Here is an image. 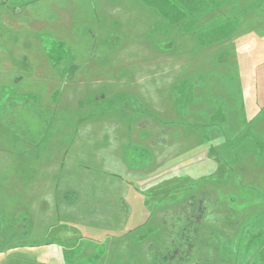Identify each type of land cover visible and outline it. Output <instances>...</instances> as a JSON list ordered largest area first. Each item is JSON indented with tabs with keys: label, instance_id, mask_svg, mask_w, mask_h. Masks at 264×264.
I'll return each instance as SVG.
<instances>
[{
	"label": "crops",
	"instance_id": "crops-1",
	"mask_svg": "<svg viewBox=\"0 0 264 264\" xmlns=\"http://www.w3.org/2000/svg\"><path fill=\"white\" fill-rule=\"evenodd\" d=\"M241 1L183 0L182 2L178 1L181 4L178 10L176 0H171L173 9L169 4L166 17L161 12L158 3H152L150 6L143 3L142 0H0V39L5 37L4 32L6 30L39 32L37 42L40 55L39 62L45 63V65L40 64L38 70L36 67L35 72H33L31 58L24 50L27 46L25 42L24 45H20L19 49L10 48L11 55L0 56V74L2 71L5 73L13 71L14 75L11 82L16 84L14 89L11 88L4 92L6 96L0 95V106L12 111L14 118H19L20 113L25 112L26 109L33 112L35 107L38 108L37 105L38 103L41 104V101L35 96L37 92L22 86L23 80L31 73V76L34 77L57 80L59 86L66 88L60 93H51L44 98L49 101L51 108L48 109L49 118L58 114L57 110L61 103H72L73 108L77 106L81 108V110H74L78 112L76 113L78 116L77 120L74 116L76 124L73 126L72 136H56L54 138L56 145L48 147L51 157L59 156L61 159L58 161L60 164L56 170L60 176L55 177L56 185L50 189L62 190V185L65 182L64 175L68 173L67 170H64L65 166L62 165L65 163L63 162L64 154L66 158L85 160L82 163L86 167L90 163L95 164L93 173H90L87 168L86 175L81 176L80 179L74 178L73 174L76 170L73 169L74 167L72 168L71 183L75 189L81 182L107 186L103 178L94 177L95 174H99V170L96 169L97 165L100 166L104 162L102 167L105 169L107 167L112 169L113 165L115 171L125 175H141L146 169H155L154 160L161 153L170 152L172 154L171 144L178 139L179 145L184 146L185 152H188L193 160L201 158L198 161L200 170L204 169L202 166L203 154L205 152L208 154L211 149V152L214 151L217 154V158L218 154H221V159H225V165L229 167V171L231 170L232 180L236 185L239 183L242 187L250 190L264 191V183L259 181L264 179L261 176L264 175V153L263 157L257 153L260 151L257 148L264 146V118L262 116L257 117L249 123L238 125L236 117V114L244 113L254 105L259 108V111H263L264 107L260 108L262 101L257 99L254 93L253 98L255 100L247 96L243 106L238 108L235 105L236 101L230 97L228 107L225 104L226 97H223L222 90L212 86V83L216 85L219 79H230L236 83L242 78L246 82L247 88L252 73L240 71L242 68L248 69L249 54H246L245 50L250 52L255 47H264V39H258L264 36V2L255 6L257 0H252L249 6H243ZM144 2L149 3L147 0ZM123 5L130 7L131 18H129V13L122 12L120 14L121 10H125ZM14 6L16 8L11 10V7ZM174 9L179 12L171 15ZM138 14L145 16L146 22L143 21V18H137ZM227 14L237 19L233 28L236 32L235 38L229 43L231 48L224 50L218 46L222 44L218 43H212L209 47L203 46L204 44L198 41L194 34L198 30L197 26L206 18L215 16L219 19L216 21L217 27L214 28L220 30L224 28L225 18L223 19V16ZM176 15L183 17L176 18L174 17ZM194 15L207 17H203L198 22V20L193 19ZM143 30L146 33L142 32ZM183 30L186 31L185 35L178 34L177 38L184 44L179 45L180 41L173 39L172 32ZM49 39L56 41L63 48L67 47L69 53L67 58L47 54L46 48ZM223 46L225 47L226 44ZM181 53L189 57L188 62L191 64L187 65L186 69L188 70H179L184 64H187L186 62L178 63V55ZM149 62L152 63V67L148 70L153 72L147 71V63ZM164 62L172 63V67L166 69ZM158 63L162 64L163 70L159 69ZM195 63L205 65L201 66L200 71H197L198 68ZM130 64L134 65L131 66ZM154 64L157 66L155 67ZM206 64L213 65L209 69ZM138 65L142 67V70L138 69ZM156 71H164L162 73L165 76L161 83H155L158 88L166 91L172 90L179 84V80H183V83L179 84V91L184 97H187L190 92L194 95H200L202 104L199 102L194 107L195 114L184 113L183 120L186 123L173 122L175 115L172 112L176 108L167 104L169 120L165 121L167 125H161L160 115L157 112L166 109L165 106L159 102L158 105H161L159 108L153 101L145 99L141 89L155 78L158 74L154 73ZM133 72L135 73L131 74ZM173 72H178V74L174 75ZM204 76L206 84L200 81ZM129 77L134 80L133 84L138 86L137 88L141 92L139 95L144 102L137 95L130 102V96L126 90L117 89V86L123 87L125 83L128 85L127 79ZM252 79L254 80V77ZM148 94L154 95V91L152 90ZM34 100H37L38 103H34ZM210 100H213V103ZM42 102L45 101L42 100ZM142 106L145 111L151 113L145 115ZM192 108L190 105L187 107V111L193 113ZM82 110L84 114L80 112ZM226 110H230V113ZM14 111L17 113L15 114ZM10 116L11 114H8L7 118ZM64 116L65 113H62V117ZM224 120L226 123L222 125L210 124V126L222 127L221 130L207 127L209 121L223 122ZM22 122L26 123L27 127L32 126L30 120ZM169 124H172V127H182L183 139ZM160 126L169 128L171 132L169 134H165L161 130L159 132ZM188 132L193 135L192 139L185 136ZM171 133L177 134L179 137L175 136L171 139ZM229 134H233V136L230 137ZM204 135L207 137L206 141L203 139ZM154 137L155 139H153ZM229 137L230 140H228ZM26 140L27 143H32L30 137ZM59 142H61L60 145H58ZM70 143L72 144L70 153H65L66 148L63 150V146ZM193 143L201 147L203 152L193 151L191 149ZM207 143L210 148H207ZM27 147L29 150H26L25 153L27 151L32 152V146ZM174 150L177 153L178 149ZM23 158L26 159L27 156L25 155ZM139 158H142V161H134ZM146 158H152L153 163L146 162ZM255 160L260 161L255 164ZM209 162H213V160L208 157L205 168ZM218 163L219 160L217 159L215 165H209L215 170L219 166ZM222 172L227 171L223 170ZM110 178L108 177V179ZM17 182L24 183L25 193L23 196L31 194L36 183L31 179L25 183V181L12 176L5 181L3 190L20 188V185L17 186ZM117 183L118 186L121 185L120 181ZM242 184H246V186ZM121 188L125 191L129 190L127 187L121 186ZM47 189L49 190V188ZM79 191L82 192V190ZM29 200L31 201V198ZM89 200L90 194L87 192L83 194V198L79 197L75 201L72 200L70 205L75 207L78 204L79 206H92ZM124 203H119L118 206H127V202ZM4 205V200H1L0 207ZM26 218L28 221L30 220L28 216ZM248 223V230L238 231L237 238H240L241 235L242 238H249L250 241L258 235L264 237V211L261 214H254V218ZM224 236L225 234L222 233V237ZM250 242L253 243V241ZM263 245L264 243L260 246L240 249L241 252L233 245L226 249L221 256L225 257V252L228 250L233 256L231 264H264ZM92 251V253H96L95 247ZM140 251L141 249L137 248L135 255H139ZM132 252V248L126 247L115 252L114 255L126 256ZM244 255H248V258H241ZM54 262H49L48 259H40L34 264H63L58 260ZM105 264H144V262H108Z\"/></svg>",
	"mask_w": 264,
	"mask_h": 264
},
{
	"label": "rangeland",
	"instance_id": "rangeland-1",
	"mask_svg": "<svg viewBox=\"0 0 264 264\" xmlns=\"http://www.w3.org/2000/svg\"><path fill=\"white\" fill-rule=\"evenodd\" d=\"M142 1L150 6L152 3H158L161 12L166 17L169 4L173 9L171 0H147L149 3ZM178 1L182 2L183 0H176V8L179 10L181 4ZM251 1L242 0L241 4L249 6ZM263 2L264 0H257L255 6ZM123 7L125 10H121L120 14L122 12L129 13V18H131L130 7L125 5ZM14 8L16 7H11V10ZM172 9L170 8V11ZM177 9H174L171 15L179 12ZM183 16L185 17L184 14ZM183 16L176 15L174 17ZM203 17L207 16L194 15L193 19L199 22ZM137 18H143V21L146 22L145 16L138 14ZM218 19L219 17L215 16L206 18L197 26L198 30L194 32L195 37L204 44L203 46L209 47L212 43H218L222 44L218 46L224 50L230 49L229 43L235 38L236 32L233 28L237 19L229 14L224 15V28L215 30L214 27H217L216 21ZM183 31L172 32L173 39L180 41L177 35H185L186 31ZM142 32L146 33L144 30ZM4 33L5 37L0 39V56L11 55L10 48L19 49L20 45H24L25 42L27 46L24 50L31 58L33 72H35L36 67L38 70L40 64L45 65L43 61L39 62L40 55L37 47L39 32L12 29L6 30ZM186 37L187 35L185 39ZM258 39H264V36ZM47 42L48 55L67 58L69 54L67 47L63 48L52 39ZM183 44L182 41L179 42V45ZM224 44H226L225 47ZM245 53L249 54L248 69L242 68L240 71L252 73L247 88L246 82L242 78L236 83L230 79H219L216 85L212 83V86L222 90L223 97H226L225 104L228 107L230 97L236 101L235 105L241 108L245 98L248 96L254 99L255 93L257 99L262 101L260 107L262 108L264 107V47H255L250 52L245 50ZM178 56V63H187L179 70H188L186 69L187 65L191 64L188 62L189 57L184 56L183 53ZM164 64L166 69L172 67V63L164 62ZM204 65L203 63H195L198 68L197 71H200L201 66ZM206 65L210 69L213 64ZM154 66L157 65L154 64ZM158 66H160V70H163L162 64L158 63ZM151 67L152 63H147L148 72H153L148 70ZM138 69L142 70V67L138 65ZM162 72L164 71L154 72L158 74L149 81L147 86H143L141 91L145 99L153 101L156 105L161 102V105L165 106L166 109L157 112L160 115L161 125H167L165 121L169 120L167 104L176 108L174 111L170 107L175 115L173 122L184 124L186 123L183 120L184 113L195 114L194 107L199 104L200 95H194L190 92L187 97H184L179 91V84L183 83V80H179V84L172 90L166 91L158 88L155 83H161L162 79L165 78ZM173 74L177 75L178 72H173ZM0 75V95L6 96L5 91L15 88L16 84L11 82L14 74L13 71L9 73L2 71ZM23 81V87L37 92L35 96L40 99L41 104L34 100V103H38V108L35 107L33 112L26 109L25 112L20 113L19 118H14L12 111L0 106V201L4 200L5 204L0 207V264L5 262V264H34L40 259H48L49 262L58 260L63 264L142 261L144 264H231L233 258L231 251L227 250L225 257L221 256L226 249L231 248L230 246L235 245L237 250L241 252L248 247L260 246L264 243V237L260 235L250 240L253 243L249 241V238H242L241 235L240 238L236 237L238 231L248 230V221L254 218V214H261L264 211V191L250 190L242 187L239 183L236 185L232 180L231 170L229 171V167L225 165V159H221V154H218L217 158V154L214 151L211 152V149L208 154L207 152L203 154L202 166L204 169L200 170L198 161L201 158L193 160L189 153L185 152L184 146L179 145L178 139L171 144L172 154L170 152L161 153L154 160L155 169H146L141 175H125L115 171L113 165L112 169L107 166L105 169L102 167L104 162L100 166L97 165L96 169L99 170H97L99 174H95L94 177L103 178L107 186L81 182L77 189L82 190V192L75 189L71 183L72 168L74 167L73 169L76 170L73 174L74 178L80 179L81 176L86 175L87 168L90 173H93L95 164L92 165L89 162L90 165L86 167L82 163L85 160L66 158L64 154L63 162L65 163L62 165L65 166L63 169L67 170L68 173L64 175L65 182L62 185V190L50 189L56 185L55 177L60 176L56 170L60 164L58 161L61 159L59 156L51 157L48 147L56 145L54 143L56 136H72L73 126L76 124L74 116H76V120L78 116L76 114L78 112L74 110H81V108L78 106L73 108L72 103H61L57 110L58 114L49 118L48 109L51 108L49 101L44 98L51 93H60L66 88L59 86L57 80L34 77L31 76V73ZM200 81L206 84L205 76ZM133 82L134 80L129 77L127 79L128 85L125 83L123 87L117 86L118 90H126L130 96V102L136 95L142 98L139 95L141 92L137 88L138 86L134 85ZM152 90L154 95L148 94ZM42 100L45 102L43 103ZM210 101L213 103V100ZM142 102H144L143 98ZM190 105L193 107V113L187 111V107ZM143 110L145 115L151 113L145 111L144 107ZM226 111L230 113V110ZM61 112L65 113L64 117H62ZM80 112L84 114L83 110ZM14 113L17 112L14 111ZM8 114H11L10 118H7ZM261 116L264 118V109L259 111L256 105L244 113L236 114L238 125L249 123L252 119ZM24 120L26 122L30 120L32 126L27 127L26 123L22 122ZM213 123L222 125L226 123V120L208 122V128L214 127L216 130H221L222 127L210 126ZM27 125L29 124L27 123ZM169 125L172 127V124ZM172 128L183 139L182 127ZM208 128L205 127V129ZM160 130L165 134L171 132L169 128H162V126L159 127V132ZM162 132L161 134H163ZM229 135L230 137L233 136V134ZM175 136L179 137L177 134L171 133V139ZM185 136L191 137V139L193 137L191 132L186 133ZM29 137L32 139V143H27L26 138ZM206 138V136L203 138L204 141ZM60 144L61 142L58 145ZM29 145L32 146V152L27 151L25 153L26 150H29L27 147ZM71 145L70 143L63 146V150L66 148L65 153L69 152L72 148ZM207 148H210L208 143ZM173 149H178L177 153ZM191 149L197 153L203 152V149L195 143L191 145ZM257 150H260L257 152L259 156L263 157L264 146L258 147ZM25 155L27 156L26 159L23 158ZM208 157L213 160V162H209L212 165H215L217 159L219 160L217 164L219 166L215 170L208 163L207 168H205ZM134 161H142V158ZM145 161L153 163L152 158H146ZM259 161L255 160V164ZM223 170L227 172L224 173ZM258 172L260 173V170ZM12 176L25 181V183L29 179L35 181L31 194L27 191L29 195L23 196L25 193L24 183L21 182H17V186L20 185V188L3 190L5 181ZM107 176L111 178L108 179ZM261 176L264 178V175ZM119 181L120 186L117 183ZM259 181L264 183V179ZM242 185L246 186V184ZM121 186L129 188V190H122ZM87 192L90 194L89 201L92 206H79L78 204L75 207L70 205L72 200L75 201L79 197L83 198V194ZM124 202H127L129 208L118 206L119 203L125 204ZM199 202H201L203 209L200 218H198L199 213L197 211ZM26 216L30 218L29 221ZM222 233L225 234L224 237H222ZM94 247L96 253H92ZM126 247L133 249L132 254L114 255L115 252ZM137 248L141 249L139 255H135ZM137 257L143 260L141 261ZM241 258H248V255Z\"/></svg>",
	"mask_w": 264,
	"mask_h": 264
},
{
	"label": "trees",
	"instance_id": "trees-1",
	"mask_svg": "<svg viewBox=\"0 0 264 264\" xmlns=\"http://www.w3.org/2000/svg\"><path fill=\"white\" fill-rule=\"evenodd\" d=\"M214 162H215V161H214ZM198 205H199V207L197 208V211H198V213H199V216H198V218H200V217H201V213H202L203 209H202V206H201V202H199V203H198Z\"/></svg>",
	"mask_w": 264,
	"mask_h": 264
}]
</instances>
